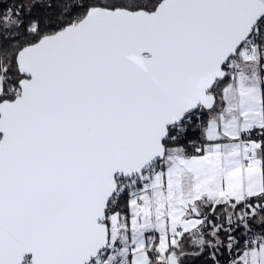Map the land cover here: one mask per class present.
<instances>
[{
  "label": "snow or ice",
  "instance_id": "snow-or-ice-1",
  "mask_svg": "<svg viewBox=\"0 0 264 264\" xmlns=\"http://www.w3.org/2000/svg\"><path fill=\"white\" fill-rule=\"evenodd\" d=\"M0 264H264V0H0Z\"/></svg>",
  "mask_w": 264,
  "mask_h": 264
}]
</instances>
